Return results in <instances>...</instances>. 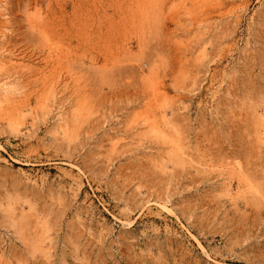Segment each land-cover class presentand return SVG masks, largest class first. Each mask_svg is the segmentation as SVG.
<instances>
[{
    "label": "rangeland",
    "instance_id": "374dc122",
    "mask_svg": "<svg viewBox=\"0 0 264 264\" xmlns=\"http://www.w3.org/2000/svg\"><path fill=\"white\" fill-rule=\"evenodd\" d=\"M0 264H264V0H0Z\"/></svg>",
    "mask_w": 264,
    "mask_h": 264
}]
</instances>
